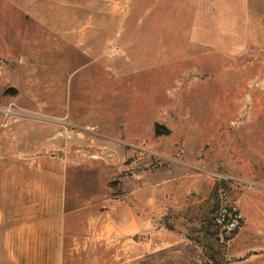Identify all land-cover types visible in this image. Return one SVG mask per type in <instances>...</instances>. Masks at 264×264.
<instances>
[{
    "label": "rangeland",
    "instance_id": "374dc122",
    "mask_svg": "<svg viewBox=\"0 0 264 264\" xmlns=\"http://www.w3.org/2000/svg\"><path fill=\"white\" fill-rule=\"evenodd\" d=\"M115 6L87 48L0 33L7 60H26L0 100V185L36 180L2 173L28 164L61 170L94 216L154 199L161 229L131 235L124 264H264V0ZM14 123L28 128L12 141ZM23 152L40 158L10 159ZM224 203L243 217L231 238L212 223Z\"/></svg>",
    "mask_w": 264,
    "mask_h": 264
},
{
    "label": "crops",
    "instance_id": "0c3cea01",
    "mask_svg": "<svg viewBox=\"0 0 264 264\" xmlns=\"http://www.w3.org/2000/svg\"><path fill=\"white\" fill-rule=\"evenodd\" d=\"M118 3L119 0H0V15L9 17V28L0 26V33L10 31L19 48L27 44L30 27L55 35L76 49L87 48L92 39L88 34L94 32V17L109 16ZM14 17L19 18L20 27ZM11 54L7 45L4 53L0 51V57H6V61L0 59L1 102L8 92H13L12 87L16 90L14 81L20 78L17 71L26 64L23 55L15 62L8 61ZM21 128L28 126L16 123L9 128L12 141L16 139L12 131ZM26 154H12L10 159L40 158L36 153ZM26 167L2 172L6 177L37 179L26 184L0 185V264H124L125 245L131 235L148 231L151 236L161 229H156L160 224L154 199L132 207L124 200L118 201L108 205L104 214L94 216V199L80 197L75 186L61 184V170L48 172L28 164ZM46 176L57 179L45 183Z\"/></svg>",
    "mask_w": 264,
    "mask_h": 264
},
{
    "label": "built area",
    "instance_id": "2783aa9c",
    "mask_svg": "<svg viewBox=\"0 0 264 264\" xmlns=\"http://www.w3.org/2000/svg\"><path fill=\"white\" fill-rule=\"evenodd\" d=\"M6 113H10L9 109ZM212 223L219 229L220 237L231 238L241 229L243 217L236 206L224 203L214 211Z\"/></svg>",
    "mask_w": 264,
    "mask_h": 264
},
{
    "label": "water",
    "instance_id": "95a60500",
    "mask_svg": "<svg viewBox=\"0 0 264 264\" xmlns=\"http://www.w3.org/2000/svg\"><path fill=\"white\" fill-rule=\"evenodd\" d=\"M157 129L160 130L161 132H166L167 131L166 128H164L162 126H159V125L157 126Z\"/></svg>",
    "mask_w": 264,
    "mask_h": 264
}]
</instances>
